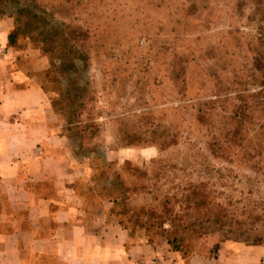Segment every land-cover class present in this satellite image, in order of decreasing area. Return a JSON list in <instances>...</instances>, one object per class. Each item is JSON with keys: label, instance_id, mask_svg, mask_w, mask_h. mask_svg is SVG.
<instances>
[{"label": "rangeland", "instance_id": "obj_1", "mask_svg": "<svg viewBox=\"0 0 264 264\" xmlns=\"http://www.w3.org/2000/svg\"><path fill=\"white\" fill-rule=\"evenodd\" d=\"M188 1L196 5V21L180 36L179 45L188 46L187 52L194 53L188 60V77L194 86L191 96L206 100L215 91L211 75L223 82L226 55L233 53L235 58L229 60L247 63L249 68L254 54L248 43L264 36V0ZM147 2L148 7L144 5ZM176 3L178 6L179 0ZM120 7L121 41L110 44L104 56L90 53L89 60L71 56L73 65L66 64L68 69L51 72L50 77L45 76L50 59L32 38L19 35L14 45H8L35 83H45L53 90L45 92L54 99L53 108L62 125L59 130L69 140L68 150L75 164L88 177L96 174L102 178L101 186L116 173L117 185L132 188L124 203V218L133 235H141L134 216L146 220L142 210L152 208L160 213L167 205L179 212L184 195L195 188L209 192L217 206L247 223L243 234L232 231L210 235L199 252L205 254L211 246L226 242L221 240L223 237H236V242L243 244L253 243L254 237L264 242V222L246 219L258 214L264 219L261 175L250 163H229L217 157L208 149L205 128L195 122L189 109L175 111L180 102L175 99L170 74L172 47L176 46L170 32L174 25L168 18L170 13L159 0H123ZM73 15L72 8L54 17L75 28L79 24H75ZM10 21L9 32L14 28ZM75 87L86 88L83 92L88 94L79 118H75ZM85 125L95 126L94 132L85 131ZM79 130L83 132L77 135ZM154 131L170 134L171 139L176 134L177 138L159 151L150 144L155 139ZM135 134L137 140L128 138ZM125 165L143 171L144 178L125 172ZM249 228L254 230L249 232ZM151 241L162 243L157 237H151Z\"/></svg>", "mask_w": 264, "mask_h": 264}, {"label": "trees", "instance_id": "obj_2", "mask_svg": "<svg viewBox=\"0 0 264 264\" xmlns=\"http://www.w3.org/2000/svg\"><path fill=\"white\" fill-rule=\"evenodd\" d=\"M122 1L0 0V20L1 17L13 20L14 28L7 35L9 46L16 43L19 35L32 38L40 45L41 51L50 59L45 73L46 77H50L51 72L58 70L63 72L64 69H68L66 64L73 65L74 58L71 56L75 55V60H89L90 53L95 57L104 56L110 44L114 46L121 41L119 17ZM179 2L177 6L176 0H159L164 10L170 13L168 18L174 24L170 32L176 46L174 44L172 47L173 67L170 74L176 90L175 99L180 102L175 111L189 109V114L195 122L205 128L208 149L218 154L217 157L229 163H250L264 180V36L256 38L257 41L254 43H248L247 47L254 54L249 68L247 63L229 60L235 58L233 53H229L224 61L223 82L218 76L211 75L215 91L206 100L195 99V96H191L194 86L188 77V60L194 53L187 52L188 46L179 45L181 42L179 38L187 33L189 26L195 25L197 8L194 2L186 3V0ZM144 5L148 7L149 2ZM157 5L160 4H156V8L160 7ZM72 8L75 9L73 15L75 24H79L75 25V28L70 22L55 19L54 16L57 14L61 12L63 14V11ZM51 76L55 79V75ZM39 86L44 91H53L46 87L45 83ZM84 90H86L84 87H75V118H79L88 98ZM48 97L53 108L54 99L51 95ZM219 111L222 113L221 117L218 116ZM77 122L75 120V123ZM82 128L94 132L95 126L85 125ZM81 132L83 131L79 130L76 134L79 135ZM152 134L155 139L150 144H155L159 151L169 147L173 144L171 143L173 139L177 138L176 134L172 139L170 134L163 132L158 134L154 131ZM137 135H129L128 138L132 141L137 140L139 138ZM124 170L131 176L144 178V173L140 169L125 165ZM91 178L93 188L86 197L93 202L111 203L110 214L123 228L129 230L124 218L126 215L124 203L128 200L132 188L121 183L117 185L116 173H113L112 178L106 179L107 185L101 186L100 181L103 179L96 174H92ZM179 208V212L175 211L174 206L168 205L160 213L152 208L147 212L142 210L147 219L139 218L140 215L134 216V225L141 229L139 234L150 242L151 237H157L159 243H166L170 251L177 252L185 258L203 254L199 250L204 247V239L210 235L232 231L238 234L245 233L244 226L247 223L217 206L209 192L205 194L195 191V188L189 189ZM128 210L132 212L131 208H127ZM251 218L264 222L263 216L259 214L247 216L246 219ZM253 230L254 228H249L248 231ZM234 238L223 237L221 240L238 241L236 237ZM253 240L254 242L249 244L264 243L259 237H254Z\"/></svg>", "mask_w": 264, "mask_h": 264}, {"label": "crops", "instance_id": "obj_3", "mask_svg": "<svg viewBox=\"0 0 264 264\" xmlns=\"http://www.w3.org/2000/svg\"><path fill=\"white\" fill-rule=\"evenodd\" d=\"M10 20H0V264H264V243L226 241L182 257L86 197L91 176L75 164L48 95L8 49Z\"/></svg>", "mask_w": 264, "mask_h": 264}, {"label": "built area", "instance_id": "obj_4", "mask_svg": "<svg viewBox=\"0 0 264 264\" xmlns=\"http://www.w3.org/2000/svg\"><path fill=\"white\" fill-rule=\"evenodd\" d=\"M146 264H162V262L157 259V260L150 261V262H148Z\"/></svg>", "mask_w": 264, "mask_h": 264}]
</instances>
